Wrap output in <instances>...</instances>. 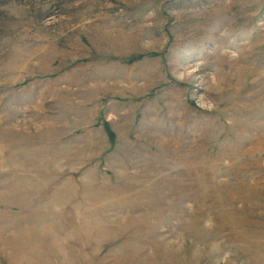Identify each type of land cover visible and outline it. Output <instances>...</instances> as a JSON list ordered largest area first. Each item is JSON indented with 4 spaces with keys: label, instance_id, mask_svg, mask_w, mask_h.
I'll return each instance as SVG.
<instances>
[{
    "label": "rangeland",
    "instance_id": "1",
    "mask_svg": "<svg viewBox=\"0 0 264 264\" xmlns=\"http://www.w3.org/2000/svg\"><path fill=\"white\" fill-rule=\"evenodd\" d=\"M0 264H264V0H0Z\"/></svg>",
    "mask_w": 264,
    "mask_h": 264
}]
</instances>
